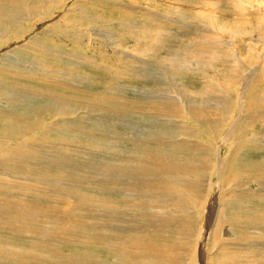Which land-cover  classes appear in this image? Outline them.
<instances>
[{"label": "bare ground", "instance_id": "bare-ground-1", "mask_svg": "<svg viewBox=\"0 0 264 264\" xmlns=\"http://www.w3.org/2000/svg\"><path fill=\"white\" fill-rule=\"evenodd\" d=\"M237 1L235 9L242 10L243 14L248 9L261 10V3L254 0ZM121 3L122 0H0V79L8 75L21 79L19 81L28 83L26 90H31L34 96L32 101L19 94L6 97V100L0 96V156L8 155L7 158L20 164L26 161L19 157L23 152L21 149H28L25 154L34 156L40 153L35 150V143L42 139L106 148L108 142L95 135L87 137L70 131V119L82 114L73 112L72 99L96 106L101 105L99 103L121 104L124 121V116L130 117L135 109L145 110L141 115L146 116L140 117L139 122L143 131H139L140 127L133 133L122 131V176H125L122 177V235L110 233L112 238L117 237L112 243L114 249L129 258V264H199V237L206 228L204 218L206 212L213 211L212 205L220 190L216 224L207 238V251L203 253L206 264L257 263L264 258V230L259 231L264 229V209L241 203L254 200L253 195L264 201V24L248 30L249 25L241 26L249 24L250 21L245 19L237 28L227 29L224 18L214 8L218 2L213 0L208 3L209 9L198 13V17L206 20L198 39L189 44L192 47L175 49V55L170 54L168 56L172 57L167 59L170 71L179 77L192 75L195 80L210 81L198 93L200 96L189 86L174 84L172 88H156L153 90L155 95L144 91L146 100L122 97L121 101L115 93L106 99L102 93L87 90L88 87L82 85V78L78 80L72 74L41 67V62L50 56L53 60L65 57L59 48L48 45L49 39L58 40L59 35L73 39L77 46H72L71 52L65 54L70 59H78L75 53L82 52L80 43L85 39L91 44L99 40L96 36L103 37L97 32L108 33L110 28L117 29L114 28L116 25L120 29L121 25L129 28L103 9L111 5L123 6ZM260 15L261 11L257 17ZM229 32L241 35L236 44L234 36L227 39ZM133 35L137 37L135 32ZM155 36L158 38L148 45L149 52L151 49L160 53L167 51L171 33ZM21 50L37 55L34 56L38 67L21 62L17 57ZM147 54L141 48L135 62L141 63V57ZM91 63L92 67H99ZM134 74L136 79L145 75ZM56 76L64 78L56 79ZM82 93L85 96H81ZM160 125L168 129H161ZM220 145L223 147L218 150ZM252 153L255 154L251 156ZM53 161L36 165L27 173L32 175L28 179L33 180L32 186L27 187L30 193L42 194L49 189L50 184L42 182L52 179L55 169H59L54 165L57 161ZM241 177H248L243 185L238 182ZM254 182L257 187L250 185ZM14 184L17 182L0 176V264L80 262L76 257L55 251V247L72 245L80 240L109 242L104 239L106 230L100 229L105 227L101 226L103 223L96 226L91 214L78 212L84 210L79 206L80 201L75 210L70 211L50 201L43 205L4 198L10 196L8 189L22 186L21 183ZM240 186L243 189L238 190ZM232 200L235 203L232 204ZM191 201L197 211H188L187 203ZM91 203L95 209L101 206L102 210L109 209L106 200L96 199ZM95 209L90 207L88 210L99 218ZM90 229L92 231L86 232ZM228 231H235L238 239L226 236ZM7 234L10 239L11 236L19 237V240L28 237L34 244L30 248L23 243L19 245L9 240ZM252 235L256 238L255 243L248 247L246 239ZM252 245H261L259 254L263 257L256 260L250 255L254 250L250 249ZM95 254L90 251L84 257L101 260Z\"/></svg>", "mask_w": 264, "mask_h": 264}, {"label": "rangeland", "instance_id": "rangeland-1", "mask_svg": "<svg viewBox=\"0 0 264 264\" xmlns=\"http://www.w3.org/2000/svg\"><path fill=\"white\" fill-rule=\"evenodd\" d=\"M211 1L212 0H122L123 3L121 4H123L124 7L121 5H118V7L111 5L108 6V8L103 9L109 15L112 14L113 17L116 18V20L121 21L122 24L128 25L129 28H123V25H121L122 29H120L119 26L116 25L114 28L117 29L110 28L108 33L97 32L100 33L103 37L96 36V38H98L99 40L92 41L91 44L89 43V40L85 39V43H83L84 41L82 42L83 44L80 43L82 52H80L79 54L75 53L78 59H70L65 54V52H71L73 48L72 46H77V43H74L73 39L65 38L60 35L58 40L51 41L49 39L48 45L53 49L59 48L61 51H63L61 55H65V57H59V60H53V58L50 56V59L46 58L47 61L41 62V67L47 66L51 68L50 70H57L59 72H64L65 74H72L78 80L82 78V85L87 86V90L102 93L104 98L106 97V99L110 97V94L115 93V96H117L119 100L121 99V101L122 97H128V99L132 100H138L139 98L146 100L147 98L144 97L145 95L143 94L144 91L146 92V94L149 93L150 95H155L153 90L161 89V86L172 88L174 87V84H179L183 87L189 86L191 89L197 92L198 96H200V94L198 93H200L201 89L210 81L204 82L205 80H195L192 75H188L184 78L179 77L177 74L170 71L168 65L169 60L167 58L172 57L168 56L170 54L175 55V49L192 47L189 44L198 39L199 32L204 27L203 21H206L203 18L198 17V13L205 9H209L210 6L208 5V3ZM213 1L218 2L216 3V6L214 8L215 11L219 12L220 15L224 18L223 21H225L224 23L225 25H227V29L229 28L233 30V28H237V26L240 25L242 21L246 20H249L251 23L249 22V24H242L241 26L249 25L250 27H248V30L253 27H259L260 23L264 24V0H254L257 4L258 2L259 4L261 3V15L259 17H257L258 14H260V11L258 9H248L246 14H243L242 10H236L235 5L238 4L237 0ZM240 1L244 2V0ZM248 11H250L249 14ZM252 11L253 13H251ZM224 23L221 24L224 25ZM197 25H199L200 27L198 28ZM194 30L195 32L198 30V32L195 33ZM134 32L136 33L137 37L133 35ZM159 33L163 35L171 33L172 36L170 39H168V50L160 53L157 51V49L153 50L150 48L151 51L149 52L148 45H150V43H153L154 40L158 38L155 35H158ZM233 36L234 44H236L241 35H233L232 32H229V34L227 35V39ZM137 43H141V46ZM141 48L142 51L148 54L145 57H141V63L137 64L135 62V59L137 60L139 56L137 55V53L141 52ZM222 49L224 50L225 48H221V50ZM34 55L35 54L33 52H25L21 50L17 57L25 65L38 67V60L35 59V56L37 55ZM131 57L133 61L132 59H130ZM176 58L177 56H175V59ZM91 62H94L95 65L99 67H92ZM43 63L45 65H43ZM116 67H118V69ZM129 69L132 71H129ZM134 73H142V75H145L139 76L136 79V74ZM166 76L168 77V79H166ZM57 78L60 77L56 76V79ZM153 78L166 81L163 82L156 80L152 82L151 79ZM85 79L88 82H86ZM0 80V89H2L0 96L4 97V99L6 97L16 96V94H19L20 97L22 96V98L26 99L27 101L33 100L34 96L30 93L31 90H26L29 89L27 88L28 83H23L22 81H19L21 79H16L10 75L3 77V79ZM209 84L210 86L212 85L211 83ZM107 85L112 88H109ZM80 95L85 96V94L83 93ZM76 99H72L73 102L71 105V109H74L73 112L80 111V113L82 114L80 117H77L74 120L70 119L72 121V123H70L71 125L69 126L70 131L78 133L80 135L85 134L87 137H89L90 135H95L101 140H104L106 143L108 142V146L106 148H99L85 144L83 145L82 143H68L60 139H42L35 143V150L38 149L40 153L34 156H31L30 153V155L25 154L28 152V149H21V151L23 152L19 154V157L25 158L26 161H21L20 164L11 161L10 158L6 157L8 155L0 156L1 178L4 177L7 178L10 182H17V184L14 185H18L21 183V185L24 187L27 184L24 188L22 186H19V188L14 186L8 189L10 196L4 198L13 200L18 199L26 202H36L37 204L44 203L43 205L47 204L50 201L58 204V207H62L66 210L69 209L70 211H74L75 208L79 205L80 201L81 204L79 206H81L84 210L78 212L85 213V215L91 214L94 218L93 219L91 217L92 220L97 223L96 226H98L100 222L103 223L101 226L105 227H101L100 229L103 228L104 230H106L107 234L105 235L106 237L104 236V239H108L109 242L91 240L87 242L86 240H80L75 244L72 243V245H61L59 246V248L57 246L55 247V251L59 253L62 252L68 255V257H76V259L81 260L80 262L72 260L71 262H64L63 264H100V261H103V264H118L120 261L121 262L119 264H129L130 259L125 257V255L121 256L119 251L114 249V247L112 246V243H114V241L116 242L117 237L112 238L110 236V233H116L115 235H117L120 232V235H122V177L125 178V176H122V131L124 132V134L136 132V129L138 130V128L140 127L139 125H142L139 124L140 117L146 116L141 115V111L143 112L145 110H138V112L137 109H135V112L133 111L130 117L124 116L126 119V121H124L122 120L123 115L121 104L116 106L115 104L111 105L106 103H99L101 105L96 106L93 103L88 104L81 99ZM102 108H104L105 110ZM134 118H136L135 120H137V122L134 121ZM124 122L129 124L125 125ZM131 123H134L137 127L135 126L134 128V124ZM132 128L134 129V131ZM160 128L168 129V127L165 125H160ZM143 130L144 128H139V131ZM222 147L223 146L220 145L218 147V150H220V148ZM24 154L26 155L25 157H23ZM254 154L255 153H252L251 156H253ZM51 160H54L53 162L57 161L54 165H56L55 167L58 166L59 169H55L56 174L52 179H50L49 181L45 179L46 181L44 180V182H42L44 183V185L50 184V186H48L49 189L46 188L47 186H44L47 189V191L45 190V193H30V190L27 189V187L32 186L31 183L33 182V180H31L30 178L28 179V176L32 177V175H27V173H29L32 168L36 167V165L39 166L44 162ZM247 178L248 177H241L238 182L243 185L247 182L245 180ZM250 185H254L255 187L258 186L257 182L250 183ZM241 189H243V186H240V188L238 187V190ZM219 191L220 190L217 191L218 195L214 199L215 202L212 205L213 213H210V211L206 212L207 215L204 218V225L206 228L205 230H203L202 235L199 237V264H206V256H204L203 258V253L204 251H207V238L210 231L213 230L216 224L215 215L217 214L218 207L220 206ZM239 193V195L241 196V191H239ZM44 194L45 196H48L45 197ZM81 194H83V196H81ZM61 196L63 198L59 199V197ZM253 197V201L251 200L249 202H244L241 203V205H252L253 207H260L264 209V206H262L264 204L262 198L259 200L258 198H256L257 196L253 195ZM96 199L101 202H103V200H106L109 209L102 210L103 207L101 206V208L96 207V209H98L96 211L94 205L91 206V204H93L91 203V201H95ZM231 202L232 204L235 203L233 200ZM187 206L189 209L188 211H197L196 208H193L192 201L190 203H187ZM90 207L95 209L94 213L98 214L99 218H96L97 216L94 217L93 214L88 210L90 209ZM194 214H196L197 216V212H194ZM110 217L112 218L110 219ZM88 220L90 219L88 218ZM89 222L92 223L91 221ZM93 226L94 225L92 224V227ZM116 229H118L119 231ZM94 230L95 228H93V231ZM114 230L116 231L114 232ZM239 230L241 232L240 235L242 236L243 227H241V225ZM263 230L264 229H259V231L261 232H263ZM89 231L92 230L90 229L86 232ZM244 232L248 233L247 231ZM225 234H227L226 236L228 237L231 236L232 239H238V235L235 231H228ZM1 235L2 234H0V236ZM253 237L254 236L252 235L246 239L248 247L251 246V243H255V241L253 240H255L256 238ZM8 239L17 244L19 243V245H21L20 243H23V246H27L29 248L31 244H34L32 243L33 240L29 239L28 237H20L19 240V237L11 236V239L10 237ZM83 242H86V244ZM244 243L245 245L247 244L245 241ZM260 247L261 245H257L256 247L254 245L250 248L254 249L251 250L250 255L256 260L257 257H263V255L261 256L259 254ZM255 248L258 249L255 250ZM90 251L95 252L96 257L101 258V260L96 259L95 257L94 259L92 257H86L87 259H85L84 256L86 255L84 254L90 253ZM28 253L34 254L35 252ZM236 253L239 254V251H237ZM51 254L54 253L51 251ZM236 258L238 257L236 256ZM261 260L264 261V258H261ZM261 260L257 261V263H254L264 264ZM245 262L246 261H238V264H244ZM51 263L57 264L59 262L52 261Z\"/></svg>", "mask_w": 264, "mask_h": 264}, {"label": "water", "instance_id": "water-1", "mask_svg": "<svg viewBox=\"0 0 264 264\" xmlns=\"http://www.w3.org/2000/svg\"><path fill=\"white\" fill-rule=\"evenodd\" d=\"M204 238V237H203Z\"/></svg>", "mask_w": 264, "mask_h": 264}]
</instances>
